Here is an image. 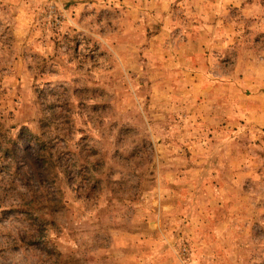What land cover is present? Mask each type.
<instances>
[{
    "label": "rangeland",
    "instance_id": "obj_1",
    "mask_svg": "<svg viewBox=\"0 0 264 264\" xmlns=\"http://www.w3.org/2000/svg\"><path fill=\"white\" fill-rule=\"evenodd\" d=\"M0 264H264V0H0Z\"/></svg>",
    "mask_w": 264,
    "mask_h": 264
}]
</instances>
